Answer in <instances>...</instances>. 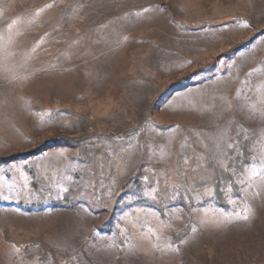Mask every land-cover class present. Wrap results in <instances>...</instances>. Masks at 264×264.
<instances>
[{
    "label": "rangeland",
    "instance_id": "obj_1",
    "mask_svg": "<svg viewBox=\"0 0 264 264\" xmlns=\"http://www.w3.org/2000/svg\"><path fill=\"white\" fill-rule=\"evenodd\" d=\"M0 264H264V0H0Z\"/></svg>",
    "mask_w": 264,
    "mask_h": 264
},
{
    "label": "snow or ice",
    "instance_id": "obj_2",
    "mask_svg": "<svg viewBox=\"0 0 264 264\" xmlns=\"http://www.w3.org/2000/svg\"><path fill=\"white\" fill-rule=\"evenodd\" d=\"M244 219H248V217H247V216H245V217H244Z\"/></svg>",
    "mask_w": 264,
    "mask_h": 264
}]
</instances>
